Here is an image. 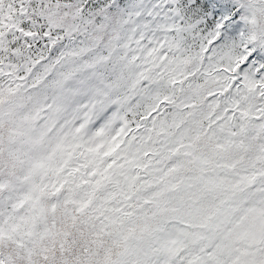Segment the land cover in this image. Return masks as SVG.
<instances>
[{
  "label": "snow or ice",
  "instance_id": "6c2138e0",
  "mask_svg": "<svg viewBox=\"0 0 264 264\" xmlns=\"http://www.w3.org/2000/svg\"><path fill=\"white\" fill-rule=\"evenodd\" d=\"M0 264H264V0H0Z\"/></svg>",
  "mask_w": 264,
  "mask_h": 264
}]
</instances>
